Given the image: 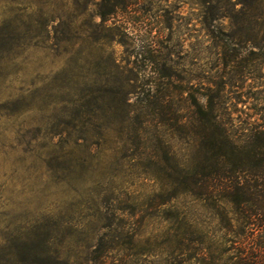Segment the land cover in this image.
<instances>
[{"label": "rangeland", "instance_id": "rangeland-1", "mask_svg": "<svg viewBox=\"0 0 264 264\" xmlns=\"http://www.w3.org/2000/svg\"><path fill=\"white\" fill-rule=\"evenodd\" d=\"M114 1L102 22L101 0H0V264L27 250L90 264L132 199L143 202L125 104L139 111L154 81L143 77L211 81L236 109L264 90V0ZM212 8L223 15L215 39ZM223 44L245 56L242 73L223 69ZM109 246L106 264H147L128 239Z\"/></svg>", "mask_w": 264, "mask_h": 264}, {"label": "trees", "instance_id": "trees-1", "mask_svg": "<svg viewBox=\"0 0 264 264\" xmlns=\"http://www.w3.org/2000/svg\"><path fill=\"white\" fill-rule=\"evenodd\" d=\"M117 5L101 0L102 22ZM221 17L214 8L206 13L211 39L221 34L215 25ZM221 49L223 69L240 73L245 56L226 44ZM143 78L154 81L144 89L139 111L125 104L130 146L142 148L134 159L144 166L147 193L141 204L132 199L125 222L117 220L122 224L104 234L90 264H106L109 243L120 238L142 249L135 255L147 264L154 257L156 264H264V90L236 109L211 81L194 89L193 79L175 85L168 73ZM19 255L18 264H59L48 251Z\"/></svg>", "mask_w": 264, "mask_h": 264}]
</instances>
